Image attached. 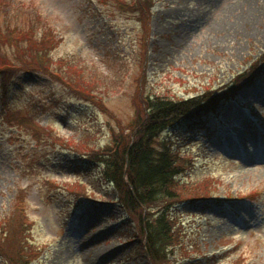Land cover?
Returning a JSON list of instances; mask_svg holds the SVG:
<instances>
[{"label": "rangeland", "instance_id": "rangeland-1", "mask_svg": "<svg viewBox=\"0 0 264 264\" xmlns=\"http://www.w3.org/2000/svg\"><path fill=\"white\" fill-rule=\"evenodd\" d=\"M8 1L0 0V43H18L19 58L6 45L0 54L20 63L0 64L12 68L0 82V242L11 227L15 240L0 243V264L21 247L18 236L30 264H151L114 189L104 200L70 195L73 183L100 182L99 165L85 171L84 151L59 150L49 131L104 150L136 122L142 95L184 99L226 86L264 52V0H152L142 19L122 11L128 0ZM34 41L46 54L29 53ZM262 72V82L227 85L234 99L216 104L209 144L182 149L190 161L180 200L201 192L214 203L173 206L186 234L167 264H264ZM247 119L251 134L242 135Z\"/></svg>", "mask_w": 264, "mask_h": 264}, {"label": "trees", "instance_id": "trees-1", "mask_svg": "<svg viewBox=\"0 0 264 264\" xmlns=\"http://www.w3.org/2000/svg\"><path fill=\"white\" fill-rule=\"evenodd\" d=\"M4 1H6L7 6L13 7L8 0ZM140 1L128 0L124 2L121 5L124 8L122 11L133 14L137 12L141 14V19L144 18L146 13H149L152 0ZM140 5L141 10L138 9ZM35 29L32 28L33 31ZM17 44L15 42L13 45L8 41L5 43L6 46L12 49ZM0 45V49L5 46L1 43ZM44 47V45L38 44L29 53L34 56L37 55V57L41 53L46 54ZM16 55L15 48L17 60L19 57ZM25 55L28 57V52ZM6 59L0 54L1 65L8 62ZM16 60L13 62L14 64H7L16 67L20 63ZM263 69L264 52L256 59H251L248 68L235 74L233 80L227 85L230 84L231 88L235 89L241 85L253 84L257 81L256 76L261 77ZM10 72H12V68H0L1 83H4L2 79L5 80V76ZM76 79L78 80L79 77L77 76ZM227 85L217 84L216 87L211 86L205 89L203 94L184 99L172 97L168 93H146L142 95L139 97L141 109L138 111L136 122L133 123L129 132L123 137L121 136L122 133H114V144L107 146L104 150L91 148L89 141L85 139L74 141L73 139L64 140L59 138L56 141L57 138L52 137V134H50L52 131H49V136L54 140V145L59 150L76 153L84 151L83 156L85 159L92 161L91 165H86L84 170L91 169L94 172L95 166L92 164L98 162L99 165V167L97 166L99 173L95 175L100 182L97 185L72 182L75 187L67 188L70 195L81 199L104 200L102 198L107 196V190L114 189L116 194L113 200L128 214L131 221H134L136 228V232L134 229V235L141 236L140 248L151 264H167L170 254L174 252L173 246L179 244L182 246L184 236L180 238V232L183 235L186 233L182 230V225H180V228L175 227L174 221H178L179 213L176 214L177 208L173 206H184L186 203L187 205L196 206L201 202L200 204L206 208L207 205L211 204V202L201 199L209 198V196L202 195L201 192H193L180 200L179 187L185 184L179 182V180H181L184 166L190 161V157L185 155L187 151L184 152L183 150L195 142L200 145L209 144L213 136L217 135L216 131H213V125L219 123V120H217L218 114L215 112L216 104L226 103L231 97H234V92L231 93V89ZM140 92L142 93V89ZM230 94L232 96L229 98ZM31 124L24 123L23 127L29 128ZM249 128L246 121L240 128L241 134L250 135ZM45 133L47 135V132ZM34 135L38 138L41 136L37 132ZM48 143L52 144L53 142L51 140ZM88 148L90 151L85 152ZM97 192H102V195ZM14 214L15 210L12 219H14ZM7 222V225H9V221ZM25 222V224H29L27 221ZM13 224L14 220L11 222V226ZM25 224L22 222V227L26 232L27 227ZM2 235L0 243L5 238L13 237L14 244V227L9 230L4 229ZM26 236L29 239L31 234L26 233ZM18 242H20L21 247H18L12 258H8L5 262L9 264H30L35 259L33 252L31 250L27 253L24 252L27 243L22 242L19 236ZM183 243L185 245L184 241ZM3 250L9 252L5 248ZM3 250L2 254H5ZM191 264H199V262Z\"/></svg>", "mask_w": 264, "mask_h": 264}, {"label": "bare ground", "instance_id": "bare-ground-1", "mask_svg": "<svg viewBox=\"0 0 264 264\" xmlns=\"http://www.w3.org/2000/svg\"><path fill=\"white\" fill-rule=\"evenodd\" d=\"M257 82V81H256Z\"/></svg>", "mask_w": 264, "mask_h": 264}]
</instances>
